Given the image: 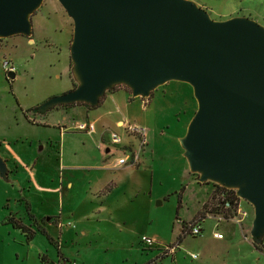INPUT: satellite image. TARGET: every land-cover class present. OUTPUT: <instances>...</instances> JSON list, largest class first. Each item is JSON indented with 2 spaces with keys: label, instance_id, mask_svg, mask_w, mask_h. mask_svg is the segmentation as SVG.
I'll list each match as a JSON object with an SVG mask.
<instances>
[{
  "label": "rangeland",
  "instance_id": "374dc122",
  "mask_svg": "<svg viewBox=\"0 0 264 264\" xmlns=\"http://www.w3.org/2000/svg\"><path fill=\"white\" fill-rule=\"evenodd\" d=\"M190 1L213 20L240 16L264 27V0ZM31 24L30 37L0 38V156L8 170L0 175V264H264L249 233L253 207L244 200L249 232L238 224L215 228L213 215L198 236L183 230L213 211L217 191L211 181L197 182L180 144L197 108L192 87L171 80L144 98L129 97L130 88L117 84L97 107L36 111L75 86L73 22L57 0H44ZM4 58L15 64L13 79L1 68ZM119 119L146 130L135 166L112 167L125 144L139 145L137 135L115 125ZM92 120V134L74 127ZM112 132L120 144H111ZM9 217L29 228L31 239ZM173 247V254L166 249Z\"/></svg>",
  "mask_w": 264,
  "mask_h": 264
},
{
  "label": "water",
  "instance_id": "95a60500",
  "mask_svg": "<svg viewBox=\"0 0 264 264\" xmlns=\"http://www.w3.org/2000/svg\"><path fill=\"white\" fill-rule=\"evenodd\" d=\"M43 1L0 0V38L30 37L31 16ZM57 1L73 22L75 86L36 111L74 103L95 107L117 84L129 87L132 97L146 98L171 80L188 83L197 103L180 138L189 169L197 182L232 189L253 207L249 233L261 245L264 27L240 16L213 20L190 0ZM7 171L0 156V175Z\"/></svg>",
  "mask_w": 264,
  "mask_h": 264
},
{
  "label": "built area",
  "instance_id": "2783aa9c",
  "mask_svg": "<svg viewBox=\"0 0 264 264\" xmlns=\"http://www.w3.org/2000/svg\"><path fill=\"white\" fill-rule=\"evenodd\" d=\"M1 68L5 74H7L8 72H15V69H16L13 61L8 59V58H4L2 60ZM94 126H95L94 121H89L87 123L76 122L74 127H75V129H77L79 131H84L88 134H92L95 131ZM118 126L126 129L127 133H129V134L137 135L139 138V145H138V148L136 150H133L131 145L125 144L122 147L123 150H122L121 156L112 162V167L118 168V167H123V166H135L140 162V151L142 150V148L144 147V145L146 143V141H145L146 130L144 128H141V127L129 128V126H126L123 122H120V124H118ZM110 142H111V144H120L121 143V137L119 135H117L115 132H112L110 134ZM241 200L242 199H240L238 197L236 200H234L235 211H233L232 215H230V216L224 217L223 214H221V213H219L217 215L212 214L213 217L216 219L215 224H214L215 228H217L219 226V222L222 220L223 221L229 220V221H232V222H234L240 226L243 224L244 220L248 217L249 213L246 209H243L241 207ZM228 206H229V204L226 203L224 205V208H226ZM183 230L186 231L187 233L191 234L192 236H198L202 231L200 221L199 220H192L191 222H188ZM213 235L216 238H222L223 237V234L219 231L213 232ZM141 241H144L149 246H151L153 244V241L151 239L146 238L144 236L141 238ZM263 241H264V238H263ZM166 249H168V251L170 253H172V254L174 253V247L170 248V249L169 248H166ZM190 257L196 258V255L190 254Z\"/></svg>",
  "mask_w": 264,
  "mask_h": 264
},
{
  "label": "trees",
  "instance_id": "16d2710c",
  "mask_svg": "<svg viewBox=\"0 0 264 264\" xmlns=\"http://www.w3.org/2000/svg\"><path fill=\"white\" fill-rule=\"evenodd\" d=\"M76 104V103H74ZM73 104V105H74ZM72 105V104H70ZM87 105V104H85ZM217 191L216 193L214 192L213 196L211 199H213V211H210L211 214L217 215L219 213L223 214L224 217L232 215L233 211H235V203L234 200L237 199L235 195V191L232 189H227L222 186H219L215 184ZM228 203L229 206L224 208V205ZM206 213H209L207 211ZM9 222H12L14 226L22 228L23 232H25L27 235L28 239H31L33 232L28 229L26 226L21 225L18 221H16L14 218L9 217L7 219ZM257 249L260 251L264 252V243L261 245H254ZM40 259L44 262L47 263V259L44 254L40 255Z\"/></svg>",
  "mask_w": 264,
  "mask_h": 264
},
{
  "label": "crops",
  "instance_id": "0c3cea01",
  "mask_svg": "<svg viewBox=\"0 0 264 264\" xmlns=\"http://www.w3.org/2000/svg\"><path fill=\"white\" fill-rule=\"evenodd\" d=\"M30 41V40H29ZM31 42V41H30ZM106 93H108V92H106ZM105 93V94H106ZM130 95L131 94H129V97H130ZM105 96V95H104ZM104 96H103V98H104ZM132 97V96H131ZM103 98H101V100H100V102H99V104L97 105V106H99V105H101L102 104V99ZM97 106H95V107H97ZM92 108H94V107H92ZM87 113V112H86ZM94 120H97V118H95ZM94 120H92V121H94ZM77 121H75V123H76ZM120 122H123L122 120H117L116 121V123H115V125L116 126H118V124H120ZM60 126V125H59ZM62 130H66V128H64V129H62ZM109 149V148H108ZM106 150V149H105ZM110 150V149H109ZM71 185V183L70 182H68V184H67V186H70ZM211 217L212 216V214H210V213H206L205 214V216H199V217H197V218H193L194 220H199L200 221V225H201V227H202V223H204L205 222V218L206 217ZM214 218V217H213ZM49 220V219H48ZM236 225V223H234V222H232V221H229V220H224V221H220V223H219V226H221V225ZM248 225V222H243V224L241 225V226H239V225H237L240 229H241V231L242 230H244V231H248V229H249V225ZM218 226V227H219ZM231 227V226H230ZM29 229V228H28ZM230 231H232V228H230ZM230 231L228 232V236H231L230 235ZM219 232H221V231H219ZM249 232V231H248ZM222 234H223V237L222 238H218L219 240H224V238H225V235H224V233L223 232H221ZM243 239H248V237H247V235H246V233L245 234H243ZM253 246H254V244H253ZM60 253H61V256H63V253H62V251H60Z\"/></svg>",
  "mask_w": 264,
  "mask_h": 264
},
{
  "label": "flooded vegetation",
  "instance_id": "af4514ba",
  "mask_svg": "<svg viewBox=\"0 0 264 264\" xmlns=\"http://www.w3.org/2000/svg\"><path fill=\"white\" fill-rule=\"evenodd\" d=\"M26 37V36H25Z\"/></svg>",
  "mask_w": 264,
  "mask_h": 264
}]
</instances>
